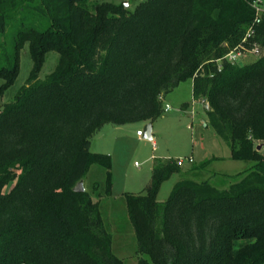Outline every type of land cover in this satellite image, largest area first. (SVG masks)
Wrapping results in <instances>:
<instances>
[{"label":"trees","instance_id":"obj_1","mask_svg":"<svg viewBox=\"0 0 264 264\" xmlns=\"http://www.w3.org/2000/svg\"><path fill=\"white\" fill-rule=\"evenodd\" d=\"M252 1L144 0L131 11L89 0H0V48L8 24L20 25L0 65V95L18 78L26 45L33 60L26 85L0 109V264H126L102 211L112 158L91 151L92 139L106 124L154 122L185 81L209 105L207 122L232 158L254 165L223 174L221 187L184 179L159 200L181 166L156 162L145 192L123 195L137 264H264V53L218 68L252 24ZM256 40L264 48V24ZM50 51L58 63L40 79ZM94 165L104 183L75 192Z\"/></svg>","mask_w":264,"mask_h":264},{"label":"rangeland","instance_id":"obj_2","mask_svg":"<svg viewBox=\"0 0 264 264\" xmlns=\"http://www.w3.org/2000/svg\"><path fill=\"white\" fill-rule=\"evenodd\" d=\"M144 0H89L95 3L109 2L124 4L133 11ZM30 24L45 28L48 21L29 18ZM19 22L9 23L1 37L3 46L0 48V65L14 50L16 33ZM59 54L50 51L40 72L39 78L45 79L52 73L58 63ZM254 58L240 60L236 65L251 63ZM33 60L28 45L20 54V72L15 83L2 94L3 104L11 103L16 95L26 85ZM3 80L0 79V86ZM169 104L170 110L153 122V140L137 135L138 130H144L146 122H136L126 125L106 124L92 139L91 151L105 153L112 158V191L102 201V211L106 219L113 220L114 248L117 255L125 259L126 264H137L135 255L136 240L132 224L129 221L124 193H144L150 185L153 166L156 162L169 159H184L181 172L174 174L165 181L159 191L158 199L166 200L174 186L184 179L198 181L212 180L221 187L222 175H234L250 169L254 161L236 160L232 158L230 144L216 134L207 122L206 109L203 103L194 100L190 81L182 82L175 89L166 94L163 105ZM187 105L188 107H185ZM3 108H1L2 110ZM264 153V146L261 149ZM192 158V162L189 159ZM210 164L196 176L189 173L192 167H200L206 161ZM17 176L5 186L10 190L16 185ZM105 173L101 166L94 165L85 177V187L91 190L95 183H104Z\"/></svg>","mask_w":264,"mask_h":264},{"label":"built area","instance_id":"obj_3","mask_svg":"<svg viewBox=\"0 0 264 264\" xmlns=\"http://www.w3.org/2000/svg\"><path fill=\"white\" fill-rule=\"evenodd\" d=\"M251 7L254 10V19L252 24L246 31V34L242 41L232 49L223 60L218 61V68L222 70V63L228 62L231 64H237L240 60H249L250 58H254V60L260 58L264 53V48L262 44L256 40L257 29L264 24V0H253L251 2ZM253 60V61H254ZM205 109H209V105L207 103H203ZM170 105L167 104L164 108V111H169ZM137 135L142 136L143 131L140 129L137 131ZM176 163L181 166L184 163V159H176ZM192 162V158L189 159Z\"/></svg>","mask_w":264,"mask_h":264},{"label":"water","instance_id":"obj_4","mask_svg":"<svg viewBox=\"0 0 264 264\" xmlns=\"http://www.w3.org/2000/svg\"><path fill=\"white\" fill-rule=\"evenodd\" d=\"M125 7H128L129 3L125 2L123 4ZM3 107V99H2V95H0V109ZM143 137L145 139L148 140H153V121H149L145 124L144 126V130H143ZM264 146L263 144H259L257 146L258 150H261ZM73 190L75 192L81 193V192H85L86 191V187H85V179H81L73 188Z\"/></svg>","mask_w":264,"mask_h":264},{"label":"crops","instance_id":"obj_5","mask_svg":"<svg viewBox=\"0 0 264 264\" xmlns=\"http://www.w3.org/2000/svg\"><path fill=\"white\" fill-rule=\"evenodd\" d=\"M191 87H192V82H191ZM185 107H188L187 105ZM147 123V122H146Z\"/></svg>","mask_w":264,"mask_h":264}]
</instances>
